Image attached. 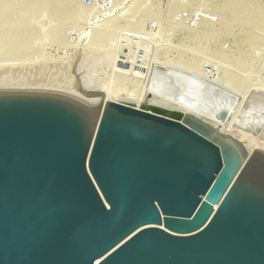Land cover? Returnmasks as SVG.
Segmentation results:
<instances>
[{
  "label": "water",
  "instance_id": "water-1",
  "mask_svg": "<svg viewBox=\"0 0 264 264\" xmlns=\"http://www.w3.org/2000/svg\"><path fill=\"white\" fill-rule=\"evenodd\" d=\"M0 264H264V151L129 99L0 90Z\"/></svg>",
  "mask_w": 264,
  "mask_h": 264
},
{
  "label": "rangeland",
  "instance_id": "rangeland-1",
  "mask_svg": "<svg viewBox=\"0 0 264 264\" xmlns=\"http://www.w3.org/2000/svg\"><path fill=\"white\" fill-rule=\"evenodd\" d=\"M133 1L120 0L115 10L112 0H93L91 7L95 11L80 27L59 24L61 14L53 11L52 16L44 17L46 21L41 19L38 25L54 34L50 36L53 41L49 37L45 43L37 42L41 47L39 55L21 60L0 59V86H37L55 92L67 90L70 81L79 80L81 84H111L129 89L132 86L118 78L119 72L148 71L146 66L143 68L141 51L144 50L132 44L136 54L133 64L127 50L118 51L93 26L118 16ZM9 2L3 0L4 5ZM225 2L227 0H154V12L163 15L162 25L154 22L151 28L149 21L146 27L157 37L162 36V40L155 37L154 59L149 65L156 76L142 85L170 99L203 105L206 112L215 113L214 117L230 127L233 137L264 146V31L257 33L237 24L229 28L220 24L217 9Z\"/></svg>",
  "mask_w": 264,
  "mask_h": 264
},
{
  "label": "bare ground",
  "instance_id": "bare-ground-1",
  "mask_svg": "<svg viewBox=\"0 0 264 264\" xmlns=\"http://www.w3.org/2000/svg\"><path fill=\"white\" fill-rule=\"evenodd\" d=\"M112 4L114 6L113 8L116 10L120 6V0H112ZM154 9V0H134L132 4L118 16L110 17L101 24L95 27L93 26L94 29H99L101 35L109 39L118 51L123 49L127 50L129 53L128 55H130L129 58H131L129 60L133 64L136 62V54L134 53L135 50H132L134 49V47H131L133 46L132 44L136 43V47H139V50L140 48L144 50V59L141 61L143 62V68L146 66L148 71L131 70L129 72L122 71L123 73L119 72L120 75L118 78L128 82L132 87L128 86L129 89H123L117 88L115 85L112 86L111 84L91 85V82H89L90 84L85 82H83L85 84H81L79 80L78 82H73L72 80L67 90L58 91L57 89L56 91L79 99L90 105H99L102 99L118 102L121 98H124L135 101L139 109L142 104H149L173 111L189 113L203 121L209 122L213 127L218 128L221 133L225 135L230 134L232 136L233 133L230 131V127H227L225 123L222 124L218 118L214 117L215 113L211 115L208 111L206 112V108L204 110L202 107L203 105L200 106L195 102H190V104L187 102V105L186 102L170 99L171 97L167 98L168 96L166 97L165 94L159 95L160 92L157 94L155 91H149L148 88L147 90L144 89L145 85L143 86L142 83L148 80L151 81L150 79L154 76L149 65L151 64L150 61L154 59L157 43L155 40L157 35L151 33L152 30H148L146 24L150 21L149 24L151 28L154 27L152 26L154 22L158 23L159 26L162 25L163 15L156 14ZM53 11H58L61 14L59 16V24L65 23L71 27H80L82 22L92 17L95 8L87 6L84 0H10L6 5L3 4V0H0V59L21 60L22 58H30L31 56L39 55L41 47L37 42L45 43V41L54 34L48 31L47 28L43 26L40 28L38 25L41 23L40 20H43L44 17L52 16V14H54ZM217 14L220 17V24H226L227 28L232 27L233 24H237L243 29L255 30L257 33L264 31V0H227V2L223 4V7L217 9ZM164 22H166V20H164ZM168 26L171 27L174 25ZM93 28L90 27V29ZM130 37L133 39H130ZM50 39L53 41L52 37H50ZM106 57L108 58V56ZM115 60L116 58H114V62ZM115 65H117V63ZM115 67L117 69V66ZM112 74H114L113 71ZM113 78H116L115 74ZM0 90L48 91V89L44 87L37 88L36 86V88H33L30 86V88H27L23 86L19 88L18 85L14 86L12 84L6 86L5 84L4 86L2 85L0 86ZM93 93H101L103 97L99 100L91 101L89 97L90 94ZM217 117L219 116L217 115ZM234 136L237 135L234 134ZM238 140L249 152L256 149L264 151V146L252 145L253 142L250 143L251 141H248L249 143H247L246 140L243 142V139L239 138Z\"/></svg>",
  "mask_w": 264,
  "mask_h": 264
},
{
  "label": "built area",
  "instance_id": "built-area-1",
  "mask_svg": "<svg viewBox=\"0 0 264 264\" xmlns=\"http://www.w3.org/2000/svg\"><path fill=\"white\" fill-rule=\"evenodd\" d=\"M85 3H86V5L89 6V7L93 6V4H94L93 0H86ZM140 51H141V50H140ZM141 52H142V54H143L142 58H144V55H145V54H144L143 51H141Z\"/></svg>",
  "mask_w": 264,
  "mask_h": 264
}]
</instances>
